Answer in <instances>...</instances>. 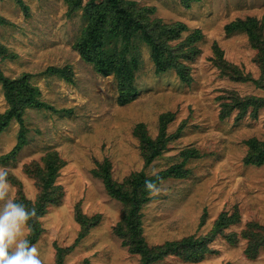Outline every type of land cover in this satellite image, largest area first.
Here are the masks:
<instances>
[{
    "label": "rangeland",
    "instance_id": "374dc122",
    "mask_svg": "<svg viewBox=\"0 0 264 264\" xmlns=\"http://www.w3.org/2000/svg\"><path fill=\"white\" fill-rule=\"evenodd\" d=\"M115 1L0 0L1 75L25 78L39 102L27 101L28 89L19 92L20 118L12 115L0 132V167L20 203L48 190L33 242L44 264H140L136 237L123 225L131 205L95 172L107 161L124 185L185 158L186 177L158 181L157 196L142 189L137 237L155 251L215 234L200 253L169 250L151 264H264V163L248 158L250 141L264 144V67L259 41L247 32L254 27L264 42V0ZM95 39L102 47H91ZM154 45L163 50L161 72ZM102 49L133 74L101 73L94 60ZM134 89L136 97L121 103ZM233 93L240 105L222 117ZM11 107L0 80V118ZM161 116L172 137L147 164L135 129L143 123L155 139ZM187 149L196 155L186 157ZM50 165L56 177L47 188Z\"/></svg>",
    "mask_w": 264,
    "mask_h": 264
},
{
    "label": "trees",
    "instance_id": "16d2710c",
    "mask_svg": "<svg viewBox=\"0 0 264 264\" xmlns=\"http://www.w3.org/2000/svg\"><path fill=\"white\" fill-rule=\"evenodd\" d=\"M112 1L113 3H116L115 0H112ZM128 20H129L128 17H125L124 22H123L125 27L130 26V24L128 23ZM248 23H254V21L251 20L248 22L240 23V24H248ZM252 29H254V27H252ZM252 29L250 27H247V32L250 35L253 43H256L257 41H259V43L257 42L258 47L260 49L258 62L261 65V67H264V42L262 40L261 34L260 33L256 34ZM93 30L94 32H96V29L93 28ZM97 33L98 32H96L95 38L97 37ZM147 40L151 42V38H148ZM97 41L98 40L95 39L93 45H91V47L94 46V49H96L97 47H102L104 43V40L100 41L99 43ZM95 43H98V45ZM85 47L86 46H84L83 49L86 50L87 52H90ZM184 52L185 51L181 53L184 54ZM95 53H96L95 54L96 58L94 60V64L101 73L109 74L112 72V70H116L118 72V75L125 76L126 74L127 75L133 74V70H131L127 65L124 64L123 62L124 60L117 61V56L113 54L114 53L113 51L110 52L109 50L102 49V50L95 51ZM184 55H188V54H184ZM162 57H163V50L160 47H157L154 45L153 59L156 64L157 72H161L165 69V65H164ZM229 68H231V66ZM178 71L182 74L183 79L187 78V75H186L187 73H185L181 69H179ZM1 73L2 72H0V80L3 82L8 101L12 104V107L9 113H7L4 116H1L0 118V132L7 125L9 118H11L12 115L18 116V118H20L19 113L17 111L21 107V102L24 96L23 92H25V90L27 89L29 90V95L26 98L27 101L33 102V104H39V102L35 98L31 97L33 93H36L35 87L30 86L25 80V78L16 79L15 81H13L11 79L4 78L1 75ZM61 73L64 74L66 77H68L65 70H61ZM263 74H264V69H263ZM19 92L23 96H20ZM134 92H135V89L132 90L130 93H128V95L126 94L125 96L119 98V100H122L121 103L132 101L136 97V94H134ZM229 99L231 100V103L229 105H225L227 107L221 110L222 117L226 116L227 110L229 113L230 110H232L235 106L240 105V102L242 100V98L235 93H233L229 97ZM244 100L246 101L248 106L255 104L253 103V99L250 97ZM229 106H230V109H227L229 108ZM21 110L22 109H20V111ZM168 121L169 119L165 118L164 116H161V131H160L159 136L155 139L150 137L146 133L145 125L143 123L138 124L135 129V133L137 134V136H139L141 147L144 151L143 153L146 157L147 164L151 163L155 158L161 155L162 151L165 149L167 142L172 137L171 135H167L165 131L166 124ZM249 144L252 150V153L248 156L249 160L252 158H256V160L254 161L255 163H259V164L264 163V144H262V142L258 143L256 140L250 141ZM184 154L186 157H189V154L191 156H195L196 150L187 149L184 151ZM186 160L187 158H185L183 162L172 165L166 171L159 172L155 176H152V177H146L144 174L135 175L132 178H130L129 181H127V183L124 185L123 184L119 185L113 181L111 174H110V170H109L110 166L107 161H105L104 164L100 167V171L95 172L97 176H100L103 179L109 192L113 196L126 199L127 202H129L131 205L130 210L124 217L123 225L127 230H129V233H132V235L137 238V239L135 238L137 248L138 250L142 252V258H141L140 264H151L153 260H157L161 258L162 256L166 255V253H168L169 250L170 251H173V250L177 251L181 249L187 250L186 251L187 256H190L191 253L193 254L200 253L201 248L207 245V243L210 242L214 237L215 232L211 236H209L205 241H197V240H192L191 238H188L179 243L169 242L166 244L165 247L163 248L161 247L160 249H156L155 251H149L145 247H143V244H142L143 241L139 237H137L139 235L138 233L139 232V221L137 217V211H138V206H139V201H140L139 197H142L147 194V191L142 190L145 187V182L151 180L153 183L156 184L158 181L164 180L171 176L186 177L189 174V170L184 167ZM54 173H55V166L50 165L49 174L46 178L47 188H49V186H51L52 183L55 181L56 174ZM46 194H48V190H47V193H45V195ZM45 195H43L37 202L35 201V202L27 203L28 207L32 208L33 206H35L37 211L40 210V208H43V210H45V207L47 205L46 202L48 201ZM223 220H221L220 223L218 224L219 227L223 225ZM30 223L32 225V232L30 235V240L33 243L38 238L39 226L36 220H33ZM119 233L124 234L122 230H119ZM247 249H248L247 252L249 253L253 250L251 248H247Z\"/></svg>",
    "mask_w": 264,
    "mask_h": 264
},
{
    "label": "clouds",
    "instance_id": "9594fccd",
    "mask_svg": "<svg viewBox=\"0 0 264 264\" xmlns=\"http://www.w3.org/2000/svg\"><path fill=\"white\" fill-rule=\"evenodd\" d=\"M145 187L150 196L162 191L151 180L145 182ZM14 193L8 169L0 167V264H44L40 251L30 240V222L38 218L37 210L18 202Z\"/></svg>",
    "mask_w": 264,
    "mask_h": 264
}]
</instances>
